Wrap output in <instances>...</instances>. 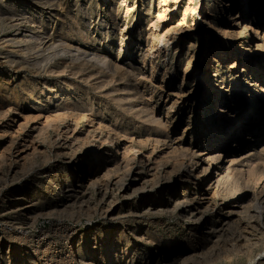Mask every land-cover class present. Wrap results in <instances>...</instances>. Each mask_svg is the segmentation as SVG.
<instances>
[{
    "label": "rangeland",
    "instance_id": "1",
    "mask_svg": "<svg viewBox=\"0 0 264 264\" xmlns=\"http://www.w3.org/2000/svg\"><path fill=\"white\" fill-rule=\"evenodd\" d=\"M243 5L0 0V264H58L66 226L96 264H264V0ZM16 21L42 40L15 39ZM204 192L233 208L212 229L210 210L185 214Z\"/></svg>",
    "mask_w": 264,
    "mask_h": 264
},
{
    "label": "bare ground",
    "instance_id": "2",
    "mask_svg": "<svg viewBox=\"0 0 264 264\" xmlns=\"http://www.w3.org/2000/svg\"><path fill=\"white\" fill-rule=\"evenodd\" d=\"M51 2V1H50ZM223 2V1H222ZM249 3H250V0H245V5H243V7H244V9L245 8H247L248 7V5H249ZM223 5V4H222ZM163 9V8H162ZM258 12H259V14H261V11H259L258 10ZM12 15V14H11ZM160 17V19H161V17H162V15H160L159 16ZM159 19V18H158ZM17 20V19H16ZM22 21V20H21ZM17 22V24H16V26H17V33L15 34V39H17L18 37L19 38H21V40H28L29 42H31V39H36L35 41L37 42L38 40H42L41 39V37L40 36H38L37 34H35V33H32V34H30L29 33V29L28 28H26L25 27V25L22 23V22ZM15 22V21H14ZM154 26H157V24H155ZM159 26V25H158ZM250 25H246L245 24V28L246 27H249ZM212 27V26H211ZM251 27V26H250ZM172 29V28H171ZM248 29V28H247ZM222 31V30H221ZM226 32V31H225ZM169 33V32H168ZM255 33V32H254ZM256 33H257V31H256ZM152 34V33H151ZM151 34H150V36H151ZM263 37V36H262ZM18 38V39H19ZM153 38V39H152ZM152 40L155 42V40L157 39V35L156 34H152ZM15 39L14 40H11V41H15ZM161 39V38H160ZM264 40V39H263ZM17 41V40H16ZM19 42V41H18ZM154 44V46H153V48L155 47V43H153ZM37 45H39V43H37ZM36 45V46H37ZM42 45H43V47H44V49H49V48H51V47H53V43H52V41L51 42H46V41H44L43 43H42ZM69 45V44H68ZM259 45H261V43H259ZM23 47V46H22ZM69 47V46H68ZM260 47H262V46H259V48ZM34 48V47H33ZM150 48V47H149ZM214 50H216V52L217 53H219V51H221V49H220V46L219 45H215L214 47ZM157 50L158 49H156V50H152V53L153 54H155V52H157ZM260 50V49H259ZM25 51V50H24ZM14 54H16V53H14ZM149 54V53H148ZM18 55V54H17ZM94 55V54H93ZM49 59V58H48ZM98 59V58H97ZM219 60V59H218ZM67 62V61H66ZM79 62V61H78ZM66 64V63H65ZM68 64V63H67ZM69 65V64H68ZM67 65V66H68ZM63 66H64V63H63ZM70 66V65H69ZM115 67V66H114ZM61 67H60V64H59V62H54L52 65H51V68H50V71L51 72H56V73H60V74H64V72L66 71V67L65 68H63V69H60ZM153 68V67H152ZM71 69V68H70ZM74 76V75H73ZM102 77V76H101ZM100 77V78H101ZM88 82H89V80H88ZM75 83V82H74ZM107 83V82H106ZM65 84V83H64ZM70 84V83H69ZM104 84V83H103ZM46 86H49V85H47V84H45ZM46 86H44V87H46ZM67 86V85H66ZM69 87V86H68ZM67 88V87H66ZM43 90V89H42ZM67 90V89H66ZM132 90V89H131ZM126 94V93H125ZM32 95V94H31ZM129 97V96H128ZM119 98H121V97H119ZM42 103V102H41ZM149 103V102H148ZM132 105H133V103H132ZM72 105H70L69 103H63V104H60V105H58L57 107H56V110L58 111L56 114H57V116H66V114H70V110L72 109ZM83 107V106H82ZM81 107V108H82ZM171 107H174V106H171ZM75 108V107H74ZM76 108H78V107H76ZM131 108V107H130ZM139 108V107H138ZM39 110V109H38ZM129 110V109H128ZM75 111V110H74ZM132 111V110H131ZM80 112V111H79ZM78 112V113H79ZM42 113V112H41ZM76 113V112H75ZM40 114V113H39ZM38 114V115H39ZM72 114V113H71ZM82 114V113H81ZM86 114V113H85ZM54 115H55V113H54ZM74 115V114H73ZM80 115V114H79ZM75 116H76V114H75ZM77 116H78V114H77ZM85 115H83L82 117L83 118H85L84 117ZM68 117V116H67ZM79 117V116H78ZM49 118H51V117H49ZM59 118H61V117H59ZM80 118H81V115H80ZM63 119V118H62ZM82 119V118H81ZM144 119H146V118H144ZM99 122V121H98ZM102 124V123H101ZM52 125V124H51ZM103 125V124H102ZM45 126V125H44ZM48 126H50V125H48ZM47 126V127H48ZM52 127V126H51ZM101 127H103V126H101ZM106 127H108V126H106ZM105 128V127H104ZM43 129V128H42ZM94 129V128H93ZM92 130V129H91ZM108 131H110V130H108ZM42 133V132H41ZM108 135V134H107ZM106 136V135H105ZM126 136V135H125ZM107 138V137H106ZM109 138H111V133L109 132V135H108V139ZM12 141V140H11ZM155 141V140H154ZM13 142V141H12ZM141 142V141H140ZM110 143H111V140H110ZM145 143V142H144ZM28 145V144H27ZM98 146V145H97ZM128 146V145H127ZM126 146V148H128ZM132 147V145H129V147ZM100 148H101V146L98 148V150H100ZM130 149V148H129ZM39 150V149H38ZM33 151V150H32ZM101 151V150H100ZM124 151V150H123ZM131 151V149L129 150V152ZM22 152H24L23 150H21V154H22ZM126 152V151H125ZM127 152H128V150H127ZM66 153V152H65ZM70 153V152H69ZM69 153H68V155H69ZM59 154V153H58ZM128 154V153H127ZM133 154V156H134V153H132ZM221 154V153H220ZM23 155V154H22ZM25 155V154H24ZM64 155V154H63ZM67 155V156H68ZM124 155V154H123ZM149 155V154H148ZM219 155V154H218ZM66 156V157H67ZM128 156V155H127ZM23 157V156H22ZM65 157V156H64ZM69 157V156H68ZM136 157V156H135ZM175 157V156H174ZM177 157V156H176ZM219 157H221V155H219ZM25 158V157H24ZM23 158V159H24ZM127 158H129V157H127ZM148 158V157H147ZM166 158V157H165ZM69 159H71V157L69 158ZM133 160V159H132ZM144 160V159H143ZM167 160V159H166ZM69 161V160H68ZM127 162V161H126ZM145 162H146V160H145ZM162 162V161H161ZM179 162V161H178ZM147 163V162H146ZM127 164V163H126ZM131 164V163H130ZM94 165V164H93ZM183 165V164H182ZM130 166V165H129ZM149 170H150V168H149ZM155 170V169H154ZM187 170V169H186ZM206 170H207V168H202V171H205L206 172ZM201 171V172H202ZM84 173V174H83ZM193 173V172H192ZM190 171H189V169H188V175H189V177L191 176V174H192ZM150 174H151V176H153V173H151V171H150ZM194 174H196V173H194ZM108 176V175H107ZM155 176V175H154ZM109 177V176H108ZM151 178V177H150ZM208 178V181H209V183H208V185L210 184V185H214V194H212V196L213 195H215L216 194V191H217V189H219L220 188V186H221V184H220V181H221V179H220V177L216 180V181H214V183H212L213 181H212V179H211V177L210 176H208L207 177ZM153 179V178H152ZM99 180V179H98ZM102 180V179H101ZM100 180V181H101ZM79 183H78V186L77 187H75L76 188V190L77 191H83L84 189H85V187L87 186H90L91 184H93L94 182V180H92V178H91V174L86 170V171H84V172H82L81 173V176H80V178H79ZM104 181V180H103ZM109 181V180H108ZM107 181V182H108ZM111 181V180H110ZM58 182V181H57ZM155 182V181H154ZM105 183V182H104ZM109 184V183H108ZM99 185V184H98ZM92 186V185H91ZM102 186V185H101ZM122 186H123V184H122ZM86 187V188H87ZM100 187V186H99ZM114 187V186H113ZM112 187V188H113ZM69 188V187H68ZM100 188H103V187H100ZM112 188H111V192H112ZM73 190V189H72ZM108 190H110V184L109 185H107V186H105V188H104V192L105 193H107V191ZM118 191V190H117ZM116 191V192H117ZM211 191V190H210ZM114 192V191H113ZM187 193V192H186ZM70 194V193H69ZM111 194V193H110ZM105 195V194H104ZM206 195H208V193L207 192H204V193H201V202H198L196 205L191 201V199H192V196H187L186 195V197H187V199H183L184 201H186L184 204H185V206H186V209H185V214H186V216H188L191 220H193V221H196V222H198V223H204V224H208L209 225V223H210V225L211 226H209L210 227V229H212L213 227H214V225H215V221L217 220V222H220V221H222V220H224V219H227V217H228V215H230L232 212H233V208L231 207V206H226V207H222V208H220V209H215V206L211 209V207H209V203H210V200H211V198L210 197H206ZM218 194H216V196H217ZM69 198V197H68ZM21 196H17L16 197V201H15V203L14 204H12V206H10V208H11V211L14 213V215L16 214L17 216H19V218L20 217H22V216H24L25 214H26V211L24 210V209H28L29 208V206H25V207H21ZM26 199V198H25ZM66 200V199H65ZM70 200V199H69ZM182 200V201H183ZM35 202V201H34ZM66 201H64V200H62V199H56V200H54V202H52L51 204H50V206H49V208L50 207H60V206H62V205H64V203H65ZM177 202V201H176ZM179 202H180V199H179ZM192 202V203H191ZM69 203V202H68ZM160 205H158V207L160 208L161 206H162V201H160V202H158ZM172 203V199L171 198H169L168 200H166L165 201V204H167V206L168 205H170ZM178 203V202H177ZM31 204V203H30ZM115 204V203H114ZM154 205V204H153ZM174 205H175V203H174ZM24 206V205H23ZM152 206V205H151ZM67 207V206H66ZM62 208H64V207H62ZM23 209V210H22ZM34 209V208H33ZM59 209V208H58ZM175 209V208H174ZM210 210L211 211V215H210V222L208 223L207 222V219L206 218H204V216H203V211L204 210ZM21 210V211H20ZM51 210H53V208L51 209ZM111 210V209H110ZM158 210V209H157ZM235 210V209H234ZM49 211V210H48ZM155 211V210H154ZM11 213V212H10ZM158 213V212H157ZM47 214V213H46ZM51 214V213H50ZM26 216H28V215H26ZM30 216V215H29ZM186 218V217H185ZM27 220H28V218H27ZM226 221V220H225ZM224 221V222H225ZM216 222V223H217ZM219 224V223H218ZM218 224H216V227H217V225ZM208 227V228H209ZM66 233H67V239H68V241H67V251H64V252H61V255H62V258H63V260L61 261V262H59L58 264H78V262H79V264H80V262H86L85 264H96V261H95V258H96V256H95V254L93 255V253L91 254V253H88V255H86V256H84L82 253H83V251L85 250V247L86 246H83L82 244H81V237H80V234H79V232L75 229V227H71V226H66ZM137 232V231H136ZM18 235V234H17ZM65 235V234H64ZM139 236L141 237V238H144V236H142V234H139ZM16 237V236H15ZM19 237V236H18ZM63 237V236H62ZM64 237H66V236H64ZM139 237V238H140ZM21 238H23V237H21ZM126 238V237H125ZM209 238V237H208ZM17 239V238H16ZM19 239H20V237H19ZM66 239V238H65ZM150 239V238H149ZM23 240H25V238L23 239ZM63 240V239H62ZM78 240H79V242H78ZM143 240V239H142ZM145 240H146V238H145ZM26 241V240H25ZM66 241V240H65ZM24 242V241H23ZM50 242V241H49ZM78 242V243H77ZM129 242V241H128ZM154 242V241H153ZM21 243V242H20ZM27 244V243H26ZM45 244V243H44ZM47 244V243H46ZM45 244V245H46ZM51 244V243H50ZM53 244V243H52ZM41 245V244H40ZM44 245V246H45ZM27 246V245H26ZM30 246V245H29ZM38 246V245H37ZM43 246V245H42ZM48 247L50 246V245H47ZM28 247V246H27ZM36 248V247H35ZM34 248V249H35ZM112 248V247H111ZM45 249V248H44ZM58 249V248H57ZM45 250H47V249H45ZM45 250H42V248H40V249H38V255L39 256H37V253H36V256L38 257V259H42L43 257H42V255H43V253H45L46 251ZM65 250V249H64ZM121 251V250H120ZM36 252V251H35ZM82 252V253H81ZM89 252V251H88ZM113 252V251H112ZM56 253V252H55ZM40 254H42L41 255V257H40ZM60 254V253H59ZM52 255V254H51ZM50 255V256H51ZM54 255V254H53ZM124 255V254H123ZM44 256V255H43ZM56 258H57V256H55ZM54 257V258H55ZM61 257V256H60ZM53 258V257H52ZM51 258V259H52ZM59 258V257H58ZM61 258V259H62ZM46 259V258H45ZM164 259H165V261H166V257H165V255H164ZM37 260V259H36ZM57 260V259H56ZM109 260H110V264H118V261L119 260H115V257H110L109 258ZM52 261H53V259H52ZM27 262V261H26ZM42 262V261H41ZM44 263H45V261H43ZM50 262H51V260H50ZM50 262L48 263V264H50ZM56 262V261H55ZM52 264V263H51Z\"/></svg>",
    "mask_w": 264,
    "mask_h": 264
}]
</instances>
